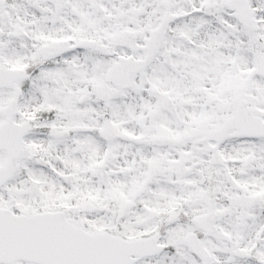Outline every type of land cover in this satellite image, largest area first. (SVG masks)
Masks as SVG:
<instances>
[{
	"label": "snow or ice",
	"instance_id": "6c2138e0",
	"mask_svg": "<svg viewBox=\"0 0 264 264\" xmlns=\"http://www.w3.org/2000/svg\"><path fill=\"white\" fill-rule=\"evenodd\" d=\"M0 264H264V0H0Z\"/></svg>",
	"mask_w": 264,
	"mask_h": 264
}]
</instances>
